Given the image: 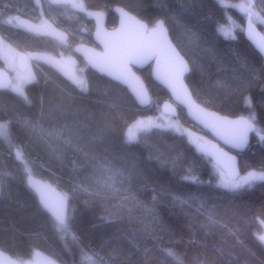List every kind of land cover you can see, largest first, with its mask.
<instances>
[{
    "label": "trees",
    "instance_id": "16d2710c",
    "mask_svg": "<svg viewBox=\"0 0 264 264\" xmlns=\"http://www.w3.org/2000/svg\"><path fill=\"white\" fill-rule=\"evenodd\" d=\"M9 1L23 13L29 9V15L34 16L31 0ZM234 2L84 0L87 10L119 6L149 25L156 19L164 21L178 50L182 44H189L198 51L193 55L195 51L189 47L185 52L190 56L183 55L190 62L185 80L196 101L229 117L245 116L256 130L264 132L262 59L243 37V19L229 15ZM219 11H223L229 28L236 29L227 39L213 37V27L221 18ZM247 12L252 18L261 16L262 23L257 27L264 34V0L248 2ZM115 22L109 10L107 23ZM215 30L220 31L219 26ZM15 36L18 44L25 43L23 37ZM35 44L40 49L56 48L55 41L44 38ZM84 77L86 92L52 69H45L25 86L24 96L30 103L19 94L0 90V125L7 124L3 129L6 135H0V250L22 261L39 251L61 264H89L83 252L91 250L108 264H176L162 255V249L171 248L183 264H264V245L258 240L257 224L261 221L264 225V217L258 215V210L264 208V182L236 191L220 188L218 168L206 153L196 152L183 136L169 129L153 128L130 141L126 128L144 110L119 85L89 69ZM142 77L154 98L146 110L158 112L160 102L168 96L151 81L149 73H142ZM25 121L39 122L46 129L82 121L88 126L85 136L107 121L105 142H97L91 151L111 161L124 175L115 176L109 181L112 186L107 187L104 171L94 168V161L85 162L83 152L89 151L85 142L80 144L82 151L62 140L45 142ZM240 156L241 173L242 164L259 170L264 165V145H254ZM187 175L194 180L183 181ZM28 176L51 184L65 196L67 217H71L67 233L57 230L27 188ZM76 185L80 187L72 191ZM98 191L108 197L105 206L117 210L110 221L99 218L104 213L95 195ZM129 195L135 200L123 199ZM213 206L231 232L220 226L203 227L204 210ZM127 208H131L130 213ZM149 208L151 212L146 210Z\"/></svg>",
    "mask_w": 264,
    "mask_h": 264
},
{
    "label": "snow or ice",
    "instance_id": "6c2138e0",
    "mask_svg": "<svg viewBox=\"0 0 264 264\" xmlns=\"http://www.w3.org/2000/svg\"><path fill=\"white\" fill-rule=\"evenodd\" d=\"M50 6H55L57 8H71L79 12L86 11V5L84 0H49ZM91 15V13H88ZM11 22V21H9ZM130 22H135L137 28L135 30H130ZM60 40H64L65 37L61 32H55ZM227 35V34H226ZM97 40L103 45L102 52L92 51L91 55L88 56L89 62L97 67L101 72H105L112 76L116 80L124 81L127 83H134L135 73L133 68L136 66H142L149 63L150 61H155L158 69V74L160 78L172 89L173 93L178 99H182L187 95V86L183 83V74L186 70L183 58L180 53L176 51L173 47L171 41L168 39L167 29L164 27L163 21H158L155 27H149L148 23H141L135 21L133 17L124 14V18L121 20V32L120 33H104L102 29L98 28L96 32ZM264 50V46H262ZM80 51V49H78ZM73 83L80 88L82 92L88 91L86 82L83 79H79L75 76L72 77ZM24 78L18 77L17 80L11 85L12 90L19 95L23 96L25 102L30 103L28 98L24 96L23 91ZM137 97L143 103L144 101V90L140 88L137 90ZM41 115L43 117L44 110L41 109ZM198 119L202 120L206 127L212 129L217 135L224 139L226 144H231L236 147H240L246 143L248 133L253 131V125L249 121H232L228 120L226 117L215 116L211 113L201 112ZM25 123L32 129V131L37 134L40 139L48 142L51 139L62 140L63 144L73 146L78 151H82L80 148L81 142H85L89 151H84L83 155L85 162L94 161L93 167L99 168L104 171L107 175L108 180L105 182L107 187H111L109 181H113L114 177L119 175L123 176V172L119 169L113 167L111 161L107 160L104 156L91 151L92 146L99 143L105 142V133L108 128V122L105 121L101 126L97 127L94 132H90V135H84V129L88 127L82 121H75L73 124L63 125L62 128H44L39 122L25 121ZM7 127V124L0 125V135H6L3 131ZM264 140V136H261ZM131 141V137L129 138ZM51 147V145H50ZM200 151L207 152L208 149L201 144H197ZM217 147V146H214ZM54 152L55 148L52 149ZM17 157L21 156L20 151L16 153ZM209 155L214 157L219 166L224 167L222 157H227L229 161L234 160V157L228 156L222 148L217 147V151L209 152ZM166 163V161H162ZM25 171L28 169L25 167ZM223 175V171H222ZM183 179H192L190 176H185ZM254 182H264V165L260 167L259 170L253 169L248 172L242 180H228L222 183V187L229 189L230 191H235L239 188L247 185L251 187ZM36 187V191L40 194L41 201L44 202L49 207H53V201L47 195L44 189L39 186ZM80 185H76L72 191L79 188ZM0 190H2V177H0ZM87 191V189H84ZM99 197L98 203L102 207L103 215L99 218L102 221H110L117 210L110 209L105 206V201L108 197L101 191L95 193ZM124 200L134 201V196H125ZM155 199V198H154ZM87 203V202H86ZM181 203H186V201H181ZM139 204V202H137ZM55 225L58 231H63L67 233L70 227L71 217H66L65 215V203L64 199L61 198L59 201L55 202ZM151 212L152 209H146ZM74 211V210H73ZM130 213L131 208H127ZM206 216V223L203 227L215 228L217 226L228 228L231 232L232 229L227 223H221V218L215 210V206L210 209H205L204 213ZM258 215L264 217V208L258 210ZM258 240L261 245H264V235H260ZM91 250L83 252V257L85 261L89 264H108L99 253L91 252ZM162 255L164 257H171L176 261V264H183V260L180 255L173 251L171 248L162 249ZM93 256L96 257L93 260Z\"/></svg>",
    "mask_w": 264,
    "mask_h": 264
},
{
    "label": "water",
    "instance_id": "95a60500",
    "mask_svg": "<svg viewBox=\"0 0 264 264\" xmlns=\"http://www.w3.org/2000/svg\"><path fill=\"white\" fill-rule=\"evenodd\" d=\"M49 2V0H47ZM38 3L39 8L40 7V2L39 0H36ZM76 13L83 14L87 16L88 19H90L93 22L94 25V31L92 33V40L94 44L98 47L99 50L86 45V44H77L73 47L72 52L78 56L87 66V68L97 74L100 77H104L105 79L119 85L120 87L124 88L128 95L132 98L136 106L140 110H146L148 109L153 102L152 95L150 91L147 89V86L142 79L141 76L137 75L138 71H142L146 68H150V77L151 81L162 88L169 100H164L162 103L159 105V112L164 115L168 116L171 118H176L180 110H182L185 118L195 127L199 128L201 131L204 133L208 134L212 140L208 144V151L206 152V157L212 162L213 165H215L221 172L223 171V174L227 180H236L239 178L241 175V168L239 165V155L244 153L247 148L249 147L251 136L256 130L255 124L250 121L248 118L243 117V116H236V117H229L226 115H223L219 112H216L214 110L208 109L204 107L202 104L197 102L195 98L192 95L191 90L189 89L187 83H186V77L190 73V66L188 61L183 57V55L179 52V50L176 48V46L173 44L172 40L170 39L168 30H167V35L168 39L171 41L173 47H175L176 51L180 53V56L183 58L184 64L186 66V70L184 71L183 74V83L187 86V95L184 96L182 99H178L177 96L173 93L172 89L168 87V85L160 78L158 74V69L155 61H150L147 64H144L142 66H136L133 68V71L135 73V79L134 83L130 84L124 81L116 80L112 76L108 75L105 72H101L97 67H95L93 64L89 62L88 56L91 55L92 51L95 52H102L103 51V45L97 40L96 38V32L97 29L100 28L104 33H120L121 32V20L124 18V14L126 13L127 16L133 17L135 21H139L141 23H145L144 21L140 20L133 14L129 13L127 10H125L122 7L119 6H114L112 8V13L115 15L117 19V25L114 29H108L106 26V16L103 12L100 10H87L85 12H79L77 10H74ZM88 13H91L89 15ZM43 12L40 9V15H42ZM161 21V20H159ZM164 24V23H163ZM19 25L24 27L25 29H28L31 32L37 33L41 36L56 40L58 42H66L68 37L67 34L55 27L49 20L43 18V24L42 25H35L34 23L26 20V19H21L19 21ZM166 28V26L164 25ZM130 30H135L137 28V25L135 22H130L129 24ZM167 29V28H166ZM53 30L55 32H61L63 33L65 39L62 41L60 40L56 35L53 34ZM243 37L246 40V42L253 48V50L261 57L262 59V67L264 69V50H262V46H264V34L259 30L257 25H255L252 22V13L249 12L244 25H243ZM80 49V51H78ZM48 62V61H47ZM54 63H57V60H53ZM26 59L25 56L20 54L17 57V68L20 71L25 70L26 68ZM11 84V78L8 72L0 68V90H6ZM143 88L144 90V101L143 103L141 100L137 97V90ZM201 112L205 113H211L214 114L215 116L219 117H226L228 120L232 121H249L253 125V131H250L248 133L247 141L245 144H243L240 147L233 146L231 144H226L224 139H222L219 135H217L212 129L208 128L205 126L202 120L198 119V116L200 115ZM139 125H142V123H139ZM261 136L264 135H257L258 139H261ZM217 146L218 148H222L225 153H227L228 156L234 157V160L229 161L227 157H222L223 160V169L221 166L217 164V161L214 157L209 155V152H214L217 151ZM26 186L27 188L35 195V197L38 200L39 205L41 208L52 218V220L55 222V208L54 204L55 202L59 201L61 198L64 199L65 203V215L67 217L68 215V201L65 198V196L60 193L55 187H53L51 184L44 182L38 178L28 176L26 178ZM34 186H39L42 189L45 190L47 195L50 197V199L53 201V207H49L46 205L44 202L41 201L40 194L36 191V187ZM1 194V190H0Z\"/></svg>",
    "mask_w": 264,
    "mask_h": 264
},
{
    "label": "rangeland",
    "instance_id": "374dc122",
    "mask_svg": "<svg viewBox=\"0 0 264 264\" xmlns=\"http://www.w3.org/2000/svg\"><path fill=\"white\" fill-rule=\"evenodd\" d=\"M228 1H235L233 3V6L231 7L232 10L229 11L230 17L233 16L234 19H240V17H241L244 22L248 16V12H247L248 1H252L253 3L256 2V0L255 1L254 0H228ZM220 5L221 4H219V6ZM111 8L112 7H109V8H107V10H101V11H103L107 14V12L109 10H111ZM225 11H227V9H225ZM21 12H23L21 10V8L15 4H13L12 1L4 0V2H3V0H2L0 2V16H1L0 17V66L7 71L8 70L15 71L16 55H15V48L14 47H15L17 41L13 39L12 34H9L7 36V35H5V33L6 32L9 33V32L14 31L13 29H11V27H12L11 25L14 24L13 19L18 17V13H21ZM51 12L54 13L55 16H53V18L48 16L47 18H50V20L55 24L57 21V23L59 25L65 27V28H72L74 26H77L76 28L86 29L89 27V24L87 23V21L83 20V17L78 16V14H75V13L69 11L68 9L63 8V10L62 9H56L53 11L47 10L48 14ZM219 12H221V15H220L221 18H219L216 21L217 24L214 26L215 28L213 27V30H212V31H214L213 37L215 39H219V38H221V36L222 37L225 36V39H227V38H229L235 34L236 29H234V27L229 28L230 24H228L226 22V20L224 19L223 11H219ZM227 12H225V13H227ZM52 13H51V15H52ZM34 16L36 18L38 17V15H34ZM225 17H226V15H225ZM9 21H11V22H9ZM156 22H157V19L153 24L149 25V27L155 26ZM252 22L258 26V24L262 23L261 16L256 15L254 18H252ZM163 23L165 25L164 21H163ZM217 26H219L220 31H218L216 33L217 30H215V29ZM115 27H112V25L107 26L108 29H114ZM72 35L75 37V35H77V34L73 33ZM75 38H77L78 41H83L82 37L77 36ZM9 41H11L13 44H11ZM8 42L10 45L8 44ZM186 45L188 47H185L183 44L181 45V50H179V51L182 53V55H189L187 52H185L189 49V47L195 51L193 53V55H196L198 53V51L192 45H189V44H186ZM61 50L65 51L66 53L67 52L70 53V47L69 46L62 47ZM30 57L31 58H27V61L29 62L27 64L28 70H26L24 72V75H22V78H24L23 91L25 89V86L34 82L35 79L41 74V73H39V69H37L38 64H39V62L43 61V59L46 58L47 55L42 54V52L40 54L39 53H32V54H30ZM75 57L77 58V56H75ZM31 60H33V61H31ZM78 64H79L78 68H75L73 63L71 64L68 61V67L66 68L65 74L68 76V79H70L71 82H73V80H72L73 76H75L79 79H83V80L85 79L84 76H85L87 70H84V65H81L80 62H78ZM32 67L34 69L33 74L31 72ZM79 70H80V72H79ZM147 70L148 69H145L143 72H140V75H141V73L148 74L149 72ZM14 74L17 75V73H14ZM8 90L14 92L11 87H9ZM14 93L18 94L16 92H14ZM19 96H21V95H19ZM153 100H154V98H153ZM164 100H169V99L167 98ZM164 100H162L160 103H162ZM140 114H141V116H140ZM243 117H245V116H243ZM139 123H142V125H139ZM153 128H162V130L163 129H169V130H172V132L174 134L183 136L185 138V140L198 153H206V152L200 151V149L197 147V144L204 145L206 148H208V144L212 140V138L208 134L204 133L199 128L192 125L184 117V114L182 112H179L176 118H171V117L162 115L159 112V109H158V112H155V113H151L148 110L141 111V113H139V116L126 128L125 134H126L128 139L131 137V140H136L139 137H141L142 135H144L145 133H147V134L150 133L151 129H153ZM257 134H264V132L262 130H259V129L256 130V133L253 135V138H252L253 140L250 143L247 150L250 149V147L257 145V144L260 146L264 145L263 141L260 142L256 138ZM241 155L243 156V153ZM243 167H244V172L241 173L239 178L236 179L235 181L242 180V178L244 176H246L249 171L253 170V169H248L247 167H245V164H242V168ZM187 176L191 177V175H187ZM192 180H194L193 177H192V179H189V180L183 179V181H192ZM225 181H228V180L225 178L224 174L222 175V172L218 169V184H219L220 188L227 190V191H230L229 189L221 186L222 183H224ZM247 187L248 186L245 185L244 187L239 188L237 190L244 189ZM111 196H112V194H111ZM119 201H122V200L119 199ZM190 203H191V200H190ZM258 222H259V223H257L259 226L258 230L260 231V234L258 235V237H259L260 235H264V225H263V222H261V221H258ZM0 264H61V263L57 262L56 260H54L50 256H48L42 252H39V251L34 252L30 259L22 261V260H17L15 258H12L8 254H6L5 252L0 250Z\"/></svg>",
    "mask_w": 264,
    "mask_h": 264
},
{
    "label": "flooded vegetation",
    "instance_id": "af4514ba",
    "mask_svg": "<svg viewBox=\"0 0 264 264\" xmlns=\"http://www.w3.org/2000/svg\"><path fill=\"white\" fill-rule=\"evenodd\" d=\"M39 2H40L41 10L43 12L42 15L39 14L40 13V11H39L40 8H39L38 3L36 2V0H31L32 7L34 8V10H30V11H33L34 15H38V17L36 18L35 16H33V14L29 15V9L26 8L24 10V13L23 12L18 13V17L13 19L14 24L11 25L13 27V28L11 27V29H13L14 31L13 32H9V34H12V36L18 35L19 37H23L25 43H22V44L16 43V45L14 47L15 48V55H16L15 71H13V70H11V71L8 70L7 71V70H5L4 68H2L0 66L1 69L5 70L10 75L11 84H10L9 87H11V85L17 80L18 77H22V75H24V72L26 70H28L27 65H26L25 70H23V71H20L17 68V57L20 54L25 56L26 63L28 64L29 62L27 61V58H31L30 54H32V53H39L40 54L42 52V54L47 55V57L44 58L43 61L39 62L38 68H37V69H39V73H43L45 69H52L56 74L60 75L61 77L65 78V79H68V76L65 74L66 68L68 67V61L71 64L73 63L75 68H78V65H79L78 62H80L81 65H84V70L88 69L87 66L83 63V61L79 57L76 58L75 55L72 53L73 47L75 45H77V44H86V45H89V46L99 50L98 47L94 44V42L92 40L93 39L92 38V33L94 31L93 22L90 19H88L87 16H85L83 14H80V13H76L71 8H65V9H68L69 11H71V12H73L75 14H78V16L83 17V20L87 21V23L89 24V27L86 28V29H84V28H80V29L76 28L77 26H74L72 28H65V27L59 25L57 23V21H56V24H55V23H53L50 20V18H47L48 16L51 17V18H53V16H55L54 13H52V15H51V13L48 14L47 10L53 11V10L56 9V7L55 6H50V4H49V2L47 0H39ZM248 2H250V1H248ZM103 13L106 16V23H107V14L105 12H103ZM43 18L49 20L55 27H57L58 29H61L62 31H64L67 34L68 39H67L66 43H61V42L49 39L47 37L41 36V35H39L37 33L31 32L28 29H25L24 27L19 25V21L21 19H26V20L34 23L35 25H42L43 24ZM116 24H117V22H115V24H113L112 27H115ZM106 26H108V23L106 24ZM73 33L77 34V35H75V37H77V36L82 37L83 41H78L77 38H75L72 35ZM18 36H15V37H18ZM40 38H44V39H49L51 41H55L56 42V48L55 49H51V48H49V49H40V48H37L35 43L37 41H39ZM9 42L11 44H13L11 41H9ZM9 42H8V44H9ZM66 46L70 47V53H68V52L66 53L65 51L61 50L62 47H66ZM53 60H57V63H54ZM31 61H33V60H31ZM146 69H148L147 71L150 74V68L148 67ZM144 70L138 71V72H143ZM31 72H32V74L34 73L33 67H32V71ZM79 72H80V70H79ZM14 73H17V75H15ZM140 76H142V73H141ZM68 80H70V79H68ZM7 91H9V90L7 89ZM9 92H12V91H9ZM255 133H256V130L253 133V135ZM253 135L251 136V139L253 138ZM257 135H261V134H257ZM257 135H256V138H257ZM258 140L261 141L262 139H258ZM250 142H251V140H250ZM239 165H240V163H239Z\"/></svg>",
    "mask_w": 264,
    "mask_h": 264
},
{
    "label": "bare ground",
    "instance_id": "6f19581e",
    "mask_svg": "<svg viewBox=\"0 0 264 264\" xmlns=\"http://www.w3.org/2000/svg\"><path fill=\"white\" fill-rule=\"evenodd\" d=\"M114 7V6H113ZM112 7V8H113ZM41 9V8H40ZM40 9H39V11H40ZM101 11V10H100ZM111 11H112V9H111ZM75 12V11H74ZM102 12V11H101ZM40 14V13H39ZM146 23V22H145ZM107 24V23H106ZM155 27V26H154ZM61 30V29H60ZM50 39V38H49ZM53 40V39H52ZM56 41V40H55ZM67 42V41H66ZM62 43V42H61ZM63 43H65V42H63ZM74 54V53H73ZM75 55V54H74ZM76 56V55H75ZM78 57V56H77ZM86 65V64H85ZM137 75H139L140 76V72H137ZM143 79V78H142ZM144 80V79H143ZM148 89V88H147ZM7 90V89H6ZM196 100V99H195Z\"/></svg>",
    "mask_w": 264,
    "mask_h": 264
}]
</instances>
